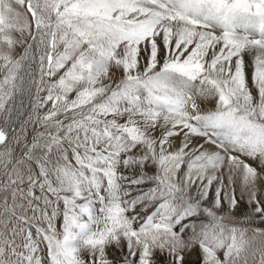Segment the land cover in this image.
<instances>
[{
    "label": "snow or ice",
    "instance_id": "1",
    "mask_svg": "<svg viewBox=\"0 0 264 264\" xmlns=\"http://www.w3.org/2000/svg\"><path fill=\"white\" fill-rule=\"evenodd\" d=\"M24 4L0 0V145L37 113L0 151V264H264V0H27L34 30Z\"/></svg>",
    "mask_w": 264,
    "mask_h": 264
},
{
    "label": "rangeland",
    "instance_id": "2",
    "mask_svg": "<svg viewBox=\"0 0 264 264\" xmlns=\"http://www.w3.org/2000/svg\"><path fill=\"white\" fill-rule=\"evenodd\" d=\"M15 7L17 8L18 11H20L22 14H24L27 17L29 23L32 24V27L34 30V22L32 21L31 13L27 12V0H25V4L23 6L16 5ZM44 51H45V48L43 46H41L37 55H39L40 53H42ZM21 52H22V48L17 47L15 50V54L19 55ZM33 71L37 74V78H39V73H38L36 66L33 67ZM44 95H45L44 92H40L37 94L35 92V89H33V96L34 97H37V96L42 97ZM24 105L25 106L21 109L22 115L20 116L19 120L14 124L15 131L12 132V134L8 137L6 145H0V151L4 150L5 147H11L14 149V155H19L20 154V147H18L17 144L15 143V138L21 137V139H23L26 136L27 140L30 141L32 139V136L34 135V131H33L34 126H33L32 120L36 116L37 113L32 107L28 106V98L27 97L24 98ZM2 126H3V120H2V118H0V127H2ZM179 142H180L179 139H177L175 141V144L179 145ZM239 192H240L239 181H237V185H236L237 196H239ZM244 211H245V209L243 208V206H241V208L238 209V211H237V216L238 217L241 216L244 213ZM256 226L264 228V224H259V222H256ZM247 235L249 238L252 237L251 232H249ZM261 239L262 238L257 237L254 241H252V243L258 245L260 243ZM191 259L195 260L196 257L193 256V257H191ZM249 264H252L251 258H249Z\"/></svg>",
    "mask_w": 264,
    "mask_h": 264
},
{
    "label": "bare ground",
    "instance_id": "3",
    "mask_svg": "<svg viewBox=\"0 0 264 264\" xmlns=\"http://www.w3.org/2000/svg\"><path fill=\"white\" fill-rule=\"evenodd\" d=\"M209 107H211L212 105L210 104V105H208Z\"/></svg>",
    "mask_w": 264,
    "mask_h": 264
}]
</instances>
